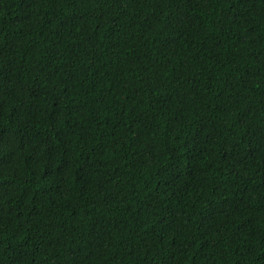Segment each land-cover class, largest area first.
<instances>
[{
    "label": "trees",
    "instance_id": "1",
    "mask_svg": "<svg viewBox=\"0 0 264 264\" xmlns=\"http://www.w3.org/2000/svg\"><path fill=\"white\" fill-rule=\"evenodd\" d=\"M0 264H264V0H0Z\"/></svg>",
    "mask_w": 264,
    "mask_h": 264
}]
</instances>
